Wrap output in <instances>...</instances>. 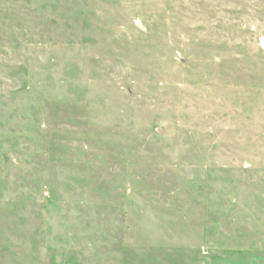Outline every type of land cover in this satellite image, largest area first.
<instances>
[{"label":"rangeland","instance_id":"1","mask_svg":"<svg viewBox=\"0 0 264 264\" xmlns=\"http://www.w3.org/2000/svg\"><path fill=\"white\" fill-rule=\"evenodd\" d=\"M0 264H264V0H0Z\"/></svg>","mask_w":264,"mask_h":264}]
</instances>
